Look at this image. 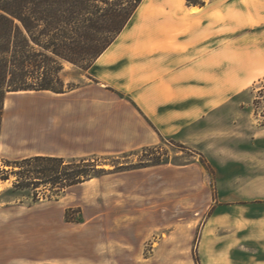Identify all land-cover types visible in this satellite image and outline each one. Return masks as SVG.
I'll return each instance as SVG.
<instances>
[{
	"label": "rangeland",
	"instance_id": "1",
	"mask_svg": "<svg viewBox=\"0 0 264 264\" xmlns=\"http://www.w3.org/2000/svg\"><path fill=\"white\" fill-rule=\"evenodd\" d=\"M206 2L232 4L211 9L213 21L197 32V40L212 42L193 75L211 88L192 92L227 102L210 131L194 130L190 142L181 128L160 135L107 72L102 76L110 85L97 83L92 77L104 74L99 63L90 70L66 63L62 77L73 86L60 94L7 93L0 167L9 179L0 180V264H192L195 258L200 264L202 228L217 197L216 161L264 132V96L253 105L264 87V0ZM220 18L228 25L216 24ZM220 31L228 34L222 45ZM125 76L131 75L120 81ZM234 81V89L218 88ZM166 87L156 92L163 95ZM33 155L91 158L105 172L50 197L41 186L35 197L12 187L15 176L6 162Z\"/></svg>",
	"mask_w": 264,
	"mask_h": 264
},
{
	"label": "crops",
	"instance_id": "2",
	"mask_svg": "<svg viewBox=\"0 0 264 264\" xmlns=\"http://www.w3.org/2000/svg\"><path fill=\"white\" fill-rule=\"evenodd\" d=\"M142 2L88 70L99 63L104 74L92 77L97 83L110 85L102 76L107 72L117 88L126 90L156 124L160 135L161 130L181 128L190 142L194 130L204 133L211 129L212 118L227 102L211 93L197 99L192 92L197 87L211 88L206 78L193 75L196 59L210 53L212 42L209 37L197 40V32L213 21L208 16L211 9L225 10L232 2H206L201 6L188 5L186 0H152L147 7ZM193 8L196 11H191ZM216 24L224 27L228 20L220 18ZM220 32L216 41L222 45L228 34ZM127 74L131 75L129 79L125 76V81H120V76ZM237 84L224 82L218 88L234 89ZM159 85L167 86L168 92L157 93ZM236 147L216 161L217 197L202 228L200 264H264V132L251 139L250 145Z\"/></svg>",
	"mask_w": 264,
	"mask_h": 264
},
{
	"label": "trees",
	"instance_id": "3",
	"mask_svg": "<svg viewBox=\"0 0 264 264\" xmlns=\"http://www.w3.org/2000/svg\"><path fill=\"white\" fill-rule=\"evenodd\" d=\"M141 1L0 0V133L7 93L45 90L62 93L72 89L73 85H66L62 77L66 63L88 70L121 32ZM186 3L202 6L205 0ZM258 94L253 99L255 108L261 103L264 87ZM146 149L149 148L143 150ZM152 161L160 163L158 157ZM6 162L15 176L12 187L29 189L35 197L41 186L51 191L50 197L105 172L86 157L33 155ZM7 179L9 174L0 167V180ZM195 262L198 263L197 258Z\"/></svg>",
	"mask_w": 264,
	"mask_h": 264
},
{
	"label": "bare ground",
	"instance_id": "4",
	"mask_svg": "<svg viewBox=\"0 0 264 264\" xmlns=\"http://www.w3.org/2000/svg\"><path fill=\"white\" fill-rule=\"evenodd\" d=\"M191 11H196V8H193ZM0 148H1V145H0ZM0 187H1V184H0Z\"/></svg>",
	"mask_w": 264,
	"mask_h": 264
}]
</instances>
